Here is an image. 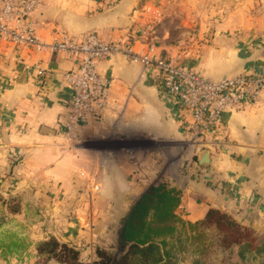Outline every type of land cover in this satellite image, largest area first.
I'll return each mask as SVG.
<instances>
[{
    "label": "crops",
    "instance_id": "0c3cea01",
    "mask_svg": "<svg viewBox=\"0 0 264 264\" xmlns=\"http://www.w3.org/2000/svg\"><path fill=\"white\" fill-rule=\"evenodd\" d=\"M155 1L162 24L151 46L137 35L148 20L137 14L142 0H41L30 17L47 42L62 32H96L134 52L99 60V72L113 80V104L103 122L82 124L72 144L60 123L72 93L65 74L76 61L0 42V186L28 207L23 216L34 212L32 227L16 233L31 240L29 258H35L32 242L55 236L93 262L101 234L115 239L117 233L101 219L127 218L159 176L180 191L175 213L183 221H200L216 208L264 233V95L256 105L224 113L217 133L190 144L175 105L138 56H166L207 79L264 71V0ZM36 67L46 70L44 78ZM160 144L163 150L141 155ZM184 147L195 160L190 168L178 163ZM204 148L207 166L198 161Z\"/></svg>",
    "mask_w": 264,
    "mask_h": 264
},
{
    "label": "built area",
    "instance_id": "2783aa9c",
    "mask_svg": "<svg viewBox=\"0 0 264 264\" xmlns=\"http://www.w3.org/2000/svg\"><path fill=\"white\" fill-rule=\"evenodd\" d=\"M40 3L41 0H0V42L49 54L64 53L76 61V66L65 74L72 93L68 112L60 123L63 139L72 144L82 124L90 120L103 122L113 104V80L99 72V60L123 51L134 52L121 42L103 41L96 32L81 37L62 32L59 39L45 41L30 21ZM137 14L148 18L137 28V35L151 46L162 24V12L155 0H142ZM150 52L138 56L175 105L189 141L203 143L221 129L224 113L256 105L264 95V71L207 79L171 58ZM35 69L38 77L46 76L43 68Z\"/></svg>",
    "mask_w": 264,
    "mask_h": 264
},
{
    "label": "trees",
    "instance_id": "16d2710c",
    "mask_svg": "<svg viewBox=\"0 0 264 264\" xmlns=\"http://www.w3.org/2000/svg\"><path fill=\"white\" fill-rule=\"evenodd\" d=\"M180 201V191L168 187L166 182L151 187L132 208L125 219L121 232L122 255L115 259L107 249L96 246V260L82 261L81 250L55 236L35 243L36 263L56 261L61 264H169L167 236H173L179 227L190 229L195 233L194 239H203L204 228L212 226L218 234L220 247L225 250L237 249L239 258L259 257L264 254V242L260 243L259 235L249 226L243 225L225 211L210 208L205 217L194 223L180 219L175 209ZM19 209L10 208V212ZM9 243L3 244L0 239V254L19 256L26 252L30 243L16 233H11Z\"/></svg>",
    "mask_w": 264,
    "mask_h": 264
},
{
    "label": "rangeland",
    "instance_id": "374dc122",
    "mask_svg": "<svg viewBox=\"0 0 264 264\" xmlns=\"http://www.w3.org/2000/svg\"><path fill=\"white\" fill-rule=\"evenodd\" d=\"M190 144H198L189 141ZM165 145L151 146L144 150L141 155L154 150H163ZM185 148V147H184ZM190 148L186 147L180 152L178 156V163L180 167L190 168L195 162L190 156ZM139 152H137L138 156ZM136 155V154H135ZM161 154L158 153V157ZM167 172L164 171V175ZM162 176L158 177V184L163 180ZM16 207L18 212H10V208ZM28 208L23 206L18 196L12 195L9 186H0V239H3V244L9 243L11 233L20 234L21 231L32 227L35 220L34 212H30L29 216H23L22 209ZM21 211V212H20ZM26 213V212H25ZM126 218H102V226L104 228L115 229L117 233H114V238H108L105 234H101L103 247L110 251L115 259H118L122 255L121 251V232ZM114 230V231H115ZM205 236L203 239H194L195 233L190 229H182L179 224L177 232L171 236H167V249L169 251V264H264L263 256L253 257L247 256L245 259H241L238 256L237 249L225 250L219 245V239L217 231L212 226L204 228ZM260 243L264 242V233H260ZM26 242L30 243L29 237L24 238ZM30 240V241H29ZM32 246L35 247V242H32ZM31 248V247H30ZM26 252H20L19 256H3L0 254V260H6L8 257H16L17 261L14 264H28L30 261H37V258H29L32 255L29 250ZM0 251L1 248H0Z\"/></svg>",
    "mask_w": 264,
    "mask_h": 264
},
{
    "label": "water",
    "instance_id": "95a60500",
    "mask_svg": "<svg viewBox=\"0 0 264 264\" xmlns=\"http://www.w3.org/2000/svg\"><path fill=\"white\" fill-rule=\"evenodd\" d=\"M210 160V152L208 149L204 148L199 153V164L201 166H207L208 162Z\"/></svg>",
    "mask_w": 264,
    "mask_h": 264
}]
</instances>
